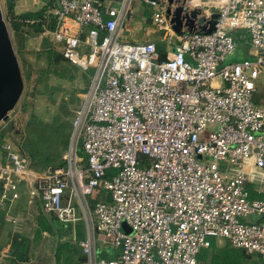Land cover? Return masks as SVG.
Returning <instances> with one entry per match:
<instances>
[{
  "label": "built area",
  "instance_id": "obj_1",
  "mask_svg": "<svg viewBox=\"0 0 264 264\" xmlns=\"http://www.w3.org/2000/svg\"><path fill=\"white\" fill-rule=\"evenodd\" d=\"M134 1L57 0L49 11V41L91 71L90 84L64 167L36 172L2 143L0 204L25 182L60 223L83 220L87 264H201L218 238L264 260V0H187L186 11L200 3L202 15L217 13L214 29L178 34L164 0H139L153 8L164 58L154 42H127ZM239 39L249 58L231 61ZM100 190L105 199L91 210L86 195ZM98 233L113 257L99 258Z\"/></svg>",
  "mask_w": 264,
  "mask_h": 264
},
{
  "label": "rangeland",
  "instance_id": "obj_2",
  "mask_svg": "<svg viewBox=\"0 0 264 264\" xmlns=\"http://www.w3.org/2000/svg\"><path fill=\"white\" fill-rule=\"evenodd\" d=\"M195 4L197 6L198 3L195 1ZM0 6L23 77V92L19 102L17 103L7 122H0V130H4L5 128L8 129L10 138L15 143L19 144L24 138H27L25 137V133L28 130V122H30L33 118H36L41 124L39 131L41 134H44L46 137H48V143L52 140V142L55 144L56 140L58 139V134L62 132V134L59 135L61 147L63 143L66 144V134L71 131V129H67L63 132L59 125L65 122L64 124H69L70 126V123H72L74 116L77 114L76 112L82 105L85 93L90 84L91 75L88 74L89 72H83L80 69L63 62H60L56 65L49 64V61L46 57V52L49 49V46L43 41L45 39H50L49 35L45 32L46 29L40 34L31 30L21 47V42L18 44L13 31L9 26V23L5 19L6 1L0 0ZM191 9H194L192 5ZM195 9L199 10L202 15L204 11L203 5L199 3ZM37 11H39L37 7L21 9L19 0H16L14 7L15 15L33 13ZM34 21L37 22V20ZM127 25L128 22L126 20L125 27ZM129 36L130 34L127 35L126 39L130 44L140 41V38H130ZM163 45L165 46V44ZM19 48H21L20 53ZM166 50L168 52H172V45H168ZM27 71L30 72L29 79H25V73ZM85 73H87L86 78L84 77ZM263 75L256 81V86L258 89V93L256 95L257 104L264 101ZM262 106L264 107L263 103ZM68 142L69 140H67V143ZM43 149L45 150H43L38 159H36V162L39 164L38 166H41L42 168L45 165L44 160L46 157L51 156L46 149V146H44ZM57 149H55V151ZM57 163H59V161H56L55 165L53 166H57ZM105 195L106 193L102 190L99 192L94 191L92 194L86 195V199L89 206H94V202L97 203L102 201L100 197ZM91 210H93V208H91ZM78 215L82 216L80 212H78ZM58 229H60L59 225ZM105 238L106 237L104 234H97V247L98 250H102L106 255H108L107 253L112 251V247L108 240L103 242ZM215 245L217 247H227L228 242L225 239L218 238L215 239ZM25 251L26 250H22V253ZM210 259L211 258L208 257L207 262H209Z\"/></svg>",
  "mask_w": 264,
  "mask_h": 264
},
{
  "label": "crops",
  "instance_id": "obj_3",
  "mask_svg": "<svg viewBox=\"0 0 264 264\" xmlns=\"http://www.w3.org/2000/svg\"><path fill=\"white\" fill-rule=\"evenodd\" d=\"M98 2L101 7L106 8L107 0H98ZM56 3L57 0H19L21 9L37 7L42 10L46 7L48 13ZM152 13L153 8L135 0L125 34L126 37L130 34V38L136 37L140 40L154 42L158 48L163 49L164 42L152 23ZM244 46L242 50L249 58L248 46L245 44ZM239 51L238 48L236 53ZM262 103L264 104V101ZM262 103L258 105H261L260 107L264 110ZM6 142H10L17 151L23 154L18 146L20 143H15L11 138ZM1 145L0 164H4L6 160ZM24 156L28 159L30 168L39 173L55 165L45 164L42 168L38 166L36 160ZM32 187L28 183L21 182L18 198L0 204V264H87L80 245L86 239L84 221L60 223L55 216L43 211L40 198L31 194ZM68 191L69 189L67 193ZM100 198L103 200L105 196ZM74 205L78 211L79 206L76 201ZM91 208L94 206L90 205ZM22 250L26 251L22 253ZM104 254L102 250H98V256L101 259L113 257L115 251H110L108 255Z\"/></svg>",
  "mask_w": 264,
  "mask_h": 264
},
{
  "label": "trees",
  "instance_id": "obj_4",
  "mask_svg": "<svg viewBox=\"0 0 264 264\" xmlns=\"http://www.w3.org/2000/svg\"><path fill=\"white\" fill-rule=\"evenodd\" d=\"M6 1V16L5 19L9 23V26L11 30L13 31V34L19 44L21 42V47L26 38L28 37V34L30 31H34L35 33H43L45 29L47 30H52L54 28L55 24V18L48 13V10H46V7L42 10H39L37 12L33 13H26V14H20V15H15L14 14V7L16 4V0H5ZM57 4V3H56ZM53 6H56L55 4ZM33 20V22H32ZM34 20H37L35 22ZM36 23V24H35ZM46 45L49 46V49L47 50V59L49 61L50 65H56L59 64L60 62H63L65 64H68L62 55L59 52H56L52 46L51 48V42L49 39L43 40ZM239 53H236L234 56L230 58L231 61H239L245 58H248V56L245 54V52L242 50L245 46L243 44V40L239 39ZM161 52V57H165L164 50L161 48H158ZM21 52V48H19V53ZM88 74L91 75V71ZM30 77V72L27 71L25 73V79H29ZM85 77H87V73H85ZM32 121V122H31ZM30 122L27 124V131L25 133V137L20 143L19 148L23 152L24 155L28 156L31 160H36L40 156V154L43 152L44 146H46V149L50 153L51 156H47L46 159L44 160L45 164L51 165L55 164L56 161L57 166H52L51 168H56V167H64L66 164L62 160V153L65 151L67 147V140L70 135L69 131L66 134V144H62L60 147V139L59 135L62 134L60 132L58 134V139L56 140L55 144L52 142L47 141L46 135L40 133L39 127L41 124L38 122L36 118H33ZM65 123V122H64ZM61 124L59 127L61 130L64 132L67 129H71L69 127V124ZM39 131V132H38ZM8 129L0 130V145L3 142H6L10 140V136L8 135ZM39 139V140H38ZM57 145V148H56ZM55 149H57L55 151ZM254 196V195H253ZM208 257L211 259L209 262H207ZM199 261L201 264H263L264 260L261 258H256L255 256L248 254L244 250L240 249H235L232 248L229 244L227 247H217L215 245V240H211V246L209 249H204L200 252V255L198 256Z\"/></svg>",
  "mask_w": 264,
  "mask_h": 264
},
{
  "label": "water",
  "instance_id": "obj_5",
  "mask_svg": "<svg viewBox=\"0 0 264 264\" xmlns=\"http://www.w3.org/2000/svg\"><path fill=\"white\" fill-rule=\"evenodd\" d=\"M166 15L175 33L182 30L210 33L214 29L216 12L209 17L201 15L200 11H186L187 0H164ZM23 92V77L19 61L8 32L0 6V122H7L9 113L14 110ZM126 228V226H123Z\"/></svg>",
  "mask_w": 264,
  "mask_h": 264
}]
</instances>
